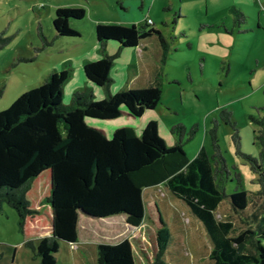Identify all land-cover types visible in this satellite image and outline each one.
<instances>
[{"label": "rangeland", "instance_id": "1", "mask_svg": "<svg viewBox=\"0 0 264 264\" xmlns=\"http://www.w3.org/2000/svg\"><path fill=\"white\" fill-rule=\"evenodd\" d=\"M77 6L87 10L85 19L73 23V27L84 29L83 34L58 37L53 23L56 9ZM233 8L245 14V23L235 24ZM263 11L264 0H0V35L9 40L0 49V111L9 108L25 91L39 86L50 72L70 69L66 65L69 60L96 49L91 31L97 23L132 26L150 17L171 48L160 77L161 101L156 109L143 115L155 116L159 135L168 146L169 141L175 144L179 140L172 129L184 125L183 147L189 158L205 148L217 168L213 159L215 135L228 169V173H218V183L224 181L227 194L236 189L248 193L245 214L234 215L253 228L258 224L264 227L262 184L251 160L260 158L264 147L260 139L264 128ZM148 39L159 44L157 36ZM99 55L104 56L102 52ZM130 82L138 87L139 82ZM63 102L70 104L64 95ZM226 112H231L235 126ZM141 117L135 119L140 132L147 125L140 122ZM237 132L239 147L234 140ZM49 187V171H45L27 193L34 213L27 216L23 227L17 211L3 205L0 264H40V258L25 243L52 235L51 212L44 201ZM162 192L173 207L167 217L163 215L172 231L166 259L171 264H212L208 256L212 245L202 223L196 221L201 230L195 225L197 219L190 223L184 203L170 191ZM146 204L147 213L136 228L125 227L124 215L103 219L82 215L78 242L67 244L69 252L60 249L58 264H95L90 260L92 249L87 255L79 247L82 241L91 247L123 239L130 240L136 264H151L162 224L155 208L150 202ZM173 211L179 213L181 222H175ZM218 212L219 218L233 216L228 198L221 202ZM260 240L264 245V236ZM252 251L257 253L256 249Z\"/></svg>", "mask_w": 264, "mask_h": 264}, {"label": "trees", "instance_id": "2", "mask_svg": "<svg viewBox=\"0 0 264 264\" xmlns=\"http://www.w3.org/2000/svg\"><path fill=\"white\" fill-rule=\"evenodd\" d=\"M235 24H243L246 16L232 9ZM83 6L59 7L53 20L58 37L81 35L73 23L85 19ZM96 38L103 57L85 64L84 74L92 85L108 88L114 61L122 48H135L143 40L157 36L165 64L170 44L153 24L124 26L96 24ZM0 35V49L8 43ZM120 44V50L107 53L109 42ZM70 69L50 72L37 87L22 93L12 105L0 111V210L4 204L13 207L23 227L30 208L27 193L34 180L45 171L52 175V185L45 203L53 212V233L38 241L28 240L40 264H58L60 242H78L80 217L103 219L124 215L133 227L142 224L145 213L144 193L158 186L167 188L188 208L190 215L200 221L212 248V264H264V227L252 225L234 214H245L248 193L236 189L227 194L224 181L218 183V173H228L226 159L217 137L213 135L217 163L202 148L190 159L184 150V125L172 129L179 135L168 146L159 135L158 122L151 120L141 134L131 127H122L111 137L94 127L88 119L110 120L119 117L125 108L131 116L141 117L154 110L162 98V85L122 90L95 100L92 91H77L70 104L63 102L64 85L71 77ZM228 120L235 126L231 112ZM260 139L264 146V128ZM240 146V136H234ZM252 167L260 174L261 194L264 195V147L260 158H251ZM228 198L233 216L218 217L221 202ZM159 209L162 228L158 231L156 252L151 264H171L165 257L172 241V231ZM258 221V216L253 215ZM252 249H256L254 253ZM97 264H136L129 239L115 244L101 243L97 247Z\"/></svg>", "mask_w": 264, "mask_h": 264}, {"label": "crops", "instance_id": "3", "mask_svg": "<svg viewBox=\"0 0 264 264\" xmlns=\"http://www.w3.org/2000/svg\"><path fill=\"white\" fill-rule=\"evenodd\" d=\"M264 16V14H263ZM150 17H146L144 19V22ZM151 19V18H150ZM153 21V20H152ZM142 24V23H141ZM154 25V21H153ZM75 28L79 29L81 34H83L84 29H80V27L74 26ZM155 27V25H154ZM156 28V27H155ZM96 25L94 26V29L91 31V38H92V43L95 44L96 49L92 52L85 53V55L82 58H73L69 60L70 62L66 64L67 66H70V70L72 72L71 77L68 79V81L64 85V99L66 102H70L72 99V96L75 92L77 91H92L94 93V96L96 99H102L104 97H107L110 94L117 93L121 90H126V89H135L138 87L144 88L148 87L151 85H154L155 83H160L162 85V82L160 81V77L162 74V70L165 64H162L161 60L164 54L163 47L161 46L160 42L157 45L156 43L151 42L148 38L143 40L137 47L135 48H122L120 50V44L117 42H109L107 44V53L110 55L116 54L120 50V55L116 57L114 61V65L112 67L111 71V77L112 81L109 85L108 88H98L86 78L84 74V66L86 63L91 62V61H97L102 58L101 55H99L100 50V45L97 41L96 38ZM170 51V50H169ZM169 53V52H168ZM118 57H119V62H118ZM167 58V57H166ZM119 64V65H118ZM122 64V65H121ZM63 66H61L59 69H62ZM55 70V69H54ZM56 71V70H55ZM62 71V70H61ZM133 73V77H131V74ZM81 77L82 80L79 78ZM132 83L134 82H139L138 87L137 85L134 87V85H130L131 81ZM68 100V101H67ZM149 111V110H148ZM146 111V112H148ZM149 113V112H148ZM123 117V118H122ZM124 117H129L134 120H125ZM139 117H134L131 116L128 111L123 108L122 114L115 118V119H110V120H102V119H90L88 122L93 125L94 127H97L101 129L106 136L111 137L115 130L122 128V127H131L133 128L136 133L140 134L141 132L136 129L137 127V122L135 119ZM155 116L153 117L152 114H145L141 117L140 122L144 124L145 122H149L151 120H154ZM116 126H114V124ZM144 129V127H143ZM142 129V131H143ZM170 145H174L169 141ZM49 176H51V172L49 171ZM49 187V192H50ZM163 190L169 191L167 188L163 186H158L154 189H147L144 193V200H145V206H146V213H147V202H150V204L155 208L158 217H159V209L160 208L162 212V216L165 214L166 217L169 214V211L171 210L170 208L173 209V207L169 206V202L165 195L163 194ZM173 195V194H172ZM174 197V196H173ZM48 205V204H47ZM49 211L51 212V220L53 218V212L52 208L50 205H48ZM175 222L176 220L180 221V216L178 212H175ZM191 218L189 220L190 223L193 222L192 219L194 218L192 215H189ZM82 217V216H81ZM81 217L79 220V224L81 221ZM124 219L126 221V217L124 216ZM195 222L198 220H194ZM181 222V221H180ZM167 224H170L169 221H166ZM79 224H78V233H79ZM161 224V223H160ZM196 227L201 230V226L199 222H196ZM202 225V224H201ZM131 227V228H136L133 226H130L126 223L125 227ZM52 229V227H51ZM63 244V245H62ZM67 244H70L65 241H61V250H66L69 252V246ZM99 245V244H98ZM98 245L91 246L89 247L87 243L81 242L79 247L81 248L82 252L84 254L89 255V249L91 248L94 254L90 255V260L95 264H97V247ZM211 250V248H210ZM210 253V251H209ZM208 253V256H209ZM58 257V256H57ZM59 257H58V262H59Z\"/></svg>", "mask_w": 264, "mask_h": 264}, {"label": "water", "instance_id": "4", "mask_svg": "<svg viewBox=\"0 0 264 264\" xmlns=\"http://www.w3.org/2000/svg\"><path fill=\"white\" fill-rule=\"evenodd\" d=\"M52 185V175L50 176V187ZM51 226H52V233H53V229H54V225H53V218H52V221H51Z\"/></svg>", "mask_w": 264, "mask_h": 264}, {"label": "built area", "instance_id": "5", "mask_svg": "<svg viewBox=\"0 0 264 264\" xmlns=\"http://www.w3.org/2000/svg\"><path fill=\"white\" fill-rule=\"evenodd\" d=\"M263 14H264V11H263ZM146 23H148V24H153V21H152V19L148 18V19L146 20ZM71 245H73V244H71Z\"/></svg>", "mask_w": 264, "mask_h": 264}]
</instances>
